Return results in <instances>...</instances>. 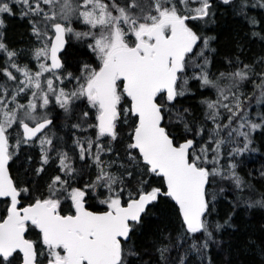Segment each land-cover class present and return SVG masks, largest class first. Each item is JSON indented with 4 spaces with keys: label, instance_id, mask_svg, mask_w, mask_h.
<instances>
[{
    "label": "snow or ice",
    "instance_id": "1",
    "mask_svg": "<svg viewBox=\"0 0 264 264\" xmlns=\"http://www.w3.org/2000/svg\"><path fill=\"white\" fill-rule=\"evenodd\" d=\"M222 2L230 4L233 0ZM42 5H47L49 10L46 11ZM136 6L135 3L130 5ZM257 6L264 9V0H257L252 5ZM211 7L210 0H155V14L139 16L120 7L115 0L111 4L105 0H0V28L5 26V16L16 15V8L21 10L22 17H40L43 21L52 22L48 26L54 30V42L50 45L45 43L35 51V58L38 61L43 58L44 62L39 63V71L34 75L27 68L18 67L13 60L16 53L0 42V54L5 55L9 62L8 67L0 69V72L9 80H17L10 68L22 73L24 80L19 83L24 87L19 88L17 94L26 88L34 89L31 94L34 98L39 94L42 106L49 104L48 93L55 89L53 80L46 78L47 90H44L41 77L45 72L62 67L58 53L64 49L65 35L74 31L68 26L70 21L81 19L90 29H99L98 33H74L77 38H91L93 42L89 47L96 54L99 66L88 72L78 90L68 94L61 89L57 102L67 110L71 97H85L97 112V140L108 137L115 141L118 123L122 118L127 121L134 117L129 133L131 142L127 144L128 158L142 164V176L159 177L163 184L162 187H153L148 179L141 178L135 192L126 191L123 176H115L106 170L100 159L104 148L97 143L94 159L99 174L94 183L83 188L63 187L68 182L56 176L47 197L22 205V200L30 198L31 193L27 187H18L9 175L12 158L9 129L14 124L22 127L27 141L34 139L51 121L44 119L30 127L17 116L24 105L16 104L15 108H9V103H15V95L8 101L0 98V198L8 201L6 215L0 218V264H16L17 260L21 264H43L39 259L41 256H46L47 264H128L126 256L136 253H126L125 243L130 241L136 226L142 223L149 206L161 197L171 199L178 206L187 233H202L212 239L206 215L210 213L209 178L233 179L240 187L242 182L235 173V165H229L231 171L227 175L220 167H206L208 164L219 165L223 140L216 142L212 149L216 155L210 158L208 149H198L193 139L177 144L163 123L166 106L189 91V77L182 74L190 67L199 69L191 79L199 81L201 88H216L221 100L229 98L225 90L209 78L206 70L210 61L204 53L209 50L211 38H202L189 24V21H205L211 15ZM30 22L38 39L47 36L36 27L37 21ZM251 23L256 25L258 21L253 19ZM197 57H203V61H198ZM246 68L243 66L230 75L234 80H247ZM232 95L231 104H221L219 100L205 103L211 110L213 121L219 115L218 106L230 113L228 122L223 126L217 124L216 128L218 131L222 127L228 128L229 137L233 133L242 137L243 147L234 148L232 153L242 154L252 142L251 133L264 128V116L260 117V123L249 119L239 96ZM261 95L264 97V90ZM36 108L37 104L30 101L24 117L35 119L31 113ZM234 120L235 127L232 126ZM185 128L189 130L186 123ZM245 128L248 131H244ZM44 143L51 144V141L41 140V145ZM91 148V141L87 148L81 146L80 158L84 159V153L90 152ZM134 153H138L139 160ZM66 159V156L60 159L61 170L70 174L72 169ZM47 162L45 153L43 163ZM42 171L43 168L38 169V172ZM127 175L132 177L131 172ZM98 189H105L99 194L103 197L99 203L106 207L103 212L86 207L87 198L96 194ZM61 198L70 201L68 214L62 212ZM256 204L264 208V198L257 200ZM216 227L218 229L220 225ZM30 228L38 231L42 249H38L36 241L26 238ZM204 247H207V241Z\"/></svg>",
    "mask_w": 264,
    "mask_h": 264
},
{
    "label": "trees",
    "instance_id": "2",
    "mask_svg": "<svg viewBox=\"0 0 264 264\" xmlns=\"http://www.w3.org/2000/svg\"><path fill=\"white\" fill-rule=\"evenodd\" d=\"M105 2L111 4L112 0ZM115 2L135 15L155 14V0ZM133 3L137 6L130 7ZM210 3L211 15L205 21H189V24L202 38H211L209 50L204 53L210 61L206 70L209 78L224 89L229 98L221 100L216 88H201L199 81L191 79L199 69L190 67L182 74L189 77V91L166 106V119L163 123L177 144L193 139L198 149H208L210 158L215 155L212 149L216 142L223 140L219 151L221 168L234 164L235 173L242 183L237 187L233 179H223L221 176L209 178L207 191L210 213L206 215L212 239L202 233H187L175 204L169 198L161 197L149 206L142 223L136 226L130 241L125 244L126 253H136L126 256L128 264H264V208L256 204L257 200L264 198V128L251 133L252 142L247 150L242 154H232L234 148L243 147V138L235 133L229 137L228 128L222 127L219 131L216 128L217 124L223 126L228 122L230 113L218 106L219 115L213 121L210 117L211 110L205 103L219 100L221 104H231L234 93L243 102L249 119L261 122L260 117L264 116V97L261 95L264 90V9L252 7L257 0H233L230 4H224L222 0H210ZM42 6L46 11L49 10L47 5ZM14 10L16 15L4 17L5 26L0 28V42L16 53L13 60L18 67L33 72L37 68L35 51L39 39L34 35L30 21H37L36 27L49 31H52L48 26L52 22L43 21L40 17H22L19 8ZM113 14H116L115 10ZM253 19L258 24L253 25ZM68 26L74 31L66 34L67 44L60 55L62 68L56 73L46 72L41 78L44 90H47L46 78L53 80L55 91L48 93L49 104L41 106L39 94L30 98L29 91L16 101V104L24 106L34 101L37 104V119H52L48 129L51 144L46 146L38 144L41 137L34 142L24 141L16 124L9 129V151L12 154L9 161L10 176L18 187H27L31 193L30 198L22 200V205L47 197L49 186L56 176H60L71 186L84 187L94 183L99 174L94 159L97 143L104 148L100 159L106 170L115 176H123L126 191L135 192L141 178L148 179L153 187H162L161 178L142 176V164H136L128 158L127 144L131 142L129 133L132 131L134 117L127 121L122 118L118 123V137L115 141L108 137L97 140V112L85 97H71L67 110L57 102L61 89L68 94L78 90L88 72L99 66L96 54L89 47L93 42L91 38H77L74 35L75 32L98 33L99 29L92 30L81 19L76 18ZM197 60L202 62L203 57H197ZM8 63L7 57L0 54V69L8 67ZM85 65L88 67L85 68ZM243 66H247L245 71L248 79L234 80L230 74ZM9 70L17 80H9L0 72V98L6 101L23 87L19 83L22 74L14 68ZM221 73L225 75L221 76ZM55 77H59L60 81L57 82ZM9 106L13 107V104L9 103ZM185 123L189 130H186ZM232 126H237L235 120ZM244 131L248 129L245 128ZM89 141L92 142L91 151H86L85 158L81 159V146L87 148ZM45 153L48 157L46 164L43 163ZM134 155L139 160L138 153ZM65 156L66 163L75 166V171L72 169L70 173L73 175L68 178H64L63 174L68 173L62 171L60 166V159ZM205 166L210 168V165ZM40 168H43L42 172H38ZM129 172L132 173L131 178L127 175ZM104 191L105 189H98L94 198L87 199L90 208L98 209L103 206L99 203V199L103 198L99 194ZM7 206L8 201L0 199V218L6 215ZM217 225H220L218 229ZM29 236L39 243L37 230L30 228Z\"/></svg>",
    "mask_w": 264,
    "mask_h": 264
},
{
    "label": "rangeland",
    "instance_id": "3",
    "mask_svg": "<svg viewBox=\"0 0 264 264\" xmlns=\"http://www.w3.org/2000/svg\"><path fill=\"white\" fill-rule=\"evenodd\" d=\"M63 23H65V22H63ZM42 32H46L47 33V36H45V37H43L42 39H39V41H38V46L36 47V50L38 49V48H42V47H44V44L45 43H47V44H50V40H51V38H52V35H53V29H52V31H49V30H47V29H44V30H41ZM36 62H37V68L35 69V70H33V72H31L33 75L35 74V72H37V71H39V67H38V65H39V63H41V62H44L43 61V58H41V60H37L36 59ZM47 63H48V61H47ZM21 69H24V67H22ZM46 73V72H45ZM44 73V74H45ZM22 74V73H21ZM42 78V77H41ZM56 78V81L58 82V81H60V79H57V77H55ZM21 80H24V77H23V75H22V77H21ZM23 87H24V85H23ZM34 89H31V88H26L25 89V91H23V92H20L19 94H17V92H15V93H13V95H15V97H16V100H15V103H11V104H13V107H10L9 106V108H15V106H16V101H17V99H19V98H22V97H24V95H26V91H29V96L28 97H32V91H33ZM65 93H67L66 91H64ZM12 95V96H13ZM58 95H59V93H58ZM42 103V102H41ZM41 106H42V104H41ZM25 107H27V106H25ZM23 108V109H21L18 113H17V116H18V118H23L24 119V122H33V121H36L37 120V114H36V112H33V113H31V116H33V117H35V119H29V118H27V117H24V113L26 112V111H28V109L27 108ZM38 144H41V141H40V143H38ZM221 147V146H220ZM220 151V150H219ZM215 153V152H214ZM215 155H216V153H215ZM208 165H210V168H213V167H218V166H220V168H221V165H220V161H219V165H212V164H208ZM222 169V168H221ZM222 171L223 172H226V173H229L230 171H231V169L229 168V166L228 167H226V166H223V169H222Z\"/></svg>",
    "mask_w": 264,
    "mask_h": 264
},
{
    "label": "flooded vegetation",
    "instance_id": "4",
    "mask_svg": "<svg viewBox=\"0 0 264 264\" xmlns=\"http://www.w3.org/2000/svg\"><path fill=\"white\" fill-rule=\"evenodd\" d=\"M51 41V40H50ZM54 73H56V72H54ZM88 102V101H87ZM89 103V102H88ZM25 108H27V107H25ZM44 119H50V120H52L51 118H47V117H44V118H41V119H37L36 121H33V122H25V123H27V124H30V125H33V124H35V123H37V122H39V121H42V120H44ZM51 124H52V122H51ZM51 124L37 137V138H35L34 140H32V141H29V142H34V141H36L39 137H41V139L42 140H45V141H47V140H49L50 138H49V132H48V129L51 127ZM96 124H97V122H96ZM19 129H20V127H19ZM20 134H21V138H22V133H21V130H20ZM23 139V138H22ZM24 140V139H23ZM25 141V140H24ZM26 142H28V141H26ZM45 144V146L48 144V143H44ZM42 149V148H41ZM44 149V148H43ZM42 149V150H43ZM71 169H74V171H75V166L74 165H71ZM73 174H63V176H64V178H68L69 176H72ZM73 184V183H72ZM65 187H71V188H78V187H80V188H83L82 186H71V185H69V184H67ZM92 199V198H94V195H91L90 197H88L87 199ZM62 199V203H61V208H62V212L64 213V214H68L70 211H71V204H70V201H68V200H65V199H63V198H61ZM87 202H88V200H87ZM87 202H86V207L89 209V210H91V211H95V212H103V211H105L106 210V207L103 205L102 207H100V208H98V209H92V208H90L89 206H88V204H87ZM26 206V205H25ZM8 207V206H7ZM30 231V230H29ZM26 238H28V239H30V240H33V239H31L30 238V236H29V232L28 233H26ZM126 244V243H125ZM37 246H38V249H42L43 248V246L40 244V243H37ZM39 259L40 260H42L43 261V264H47V259H46V256H41V257H39ZM16 263H18V264H20L21 263V261L20 260H17L16 261Z\"/></svg>",
    "mask_w": 264,
    "mask_h": 264
},
{
    "label": "water",
    "instance_id": "5",
    "mask_svg": "<svg viewBox=\"0 0 264 264\" xmlns=\"http://www.w3.org/2000/svg\"><path fill=\"white\" fill-rule=\"evenodd\" d=\"M54 37H55V34H54V30H53V35H52V38H51V41H50V44L52 43V42H54ZM64 39H65V46H64V49H65V47H66V44H67V38H66V35H65V37H64ZM49 44V45H50ZM64 49L63 50H61V52L60 53H58V56L60 57V55H61V53L64 51ZM51 62L50 61H48V64H50ZM61 64H62V61H61ZM62 68V67H61ZM61 68H59V69H56V70H53V72H58ZM48 120H50V119H48ZM43 121V120H42ZM42 121H39V122H42ZM51 122H52V120H50ZM39 122H37V123H39ZM98 123V122H97ZM51 124V123H50ZM49 124V125H50ZM30 127H35V125H36V123L35 124H33V125H30V124H28ZM48 125V126H49ZM47 126V127H48ZM46 127V128H47ZM46 128H44L40 133H38L37 134V136L35 137V138H37ZM20 130H21V133H22V138L24 139V134H23V128L22 127H20ZM34 138V139H35ZM34 139H32V140H34ZM25 140V139H24ZM32 140H27L28 142L29 141H32ZM181 143H183V142H181ZM9 175H10V172H9ZM0 199H3V198H0ZM171 200V199H170ZM172 201V200H171ZM174 204H175V202L174 201H172ZM175 206L177 207V209H178V206L175 204ZM178 212H179V209H178ZM180 214V213H179ZM181 217V216H180ZM182 219V218H181ZM21 264V263H20Z\"/></svg>",
    "mask_w": 264,
    "mask_h": 264
}]
</instances>
